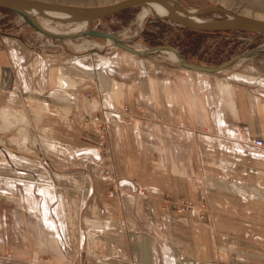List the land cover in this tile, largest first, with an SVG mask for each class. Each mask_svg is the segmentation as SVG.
Listing matches in <instances>:
<instances>
[{
    "label": "crops",
    "instance_id": "1",
    "mask_svg": "<svg viewBox=\"0 0 264 264\" xmlns=\"http://www.w3.org/2000/svg\"><path fill=\"white\" fill-rule=\"evenodd\" d=\"M137 57L0 42V264H264V66Z\"/></svg>",
    "mask_w": 264,
    "mask_h": 264
},
{
    "label": "rangeland",
    "instance_id": "2",
    "mask_svg": "<svg viewBox=\"0 0 264 264\" xmlns=\"http://www.w3.org/2000/svg\"><path fill=\"white\" fill-rule=\"evenodd\" d=\"M52 4L71 5L78 7H98L111 5L121 0H37ZM187 10H196L206 6H220L229 11L241 14L247 17L256 18L264 21V0H176ZM223 16L219 14H208L199 18V20H218ZM38 22L47 28L55 30L59 34L73 33L76 24H68L63 22H48L47 20L38 17ZM176 25L162 18H158L145 9H132L126 15L121 17H107L99 21L93 22L90 29L110 33L123 40L127 45L134 49L144 50L160 46H166L174 49L177 53L183 50L179 43H170L174 35L180 34L176 29ZM82 27L80 30H83ZM6 39V40H5ZM174 39V38H173ZM17 40L33 50H68L73 53H97L105 56H114L120 54H129L128 52L118 49L112 43L96 38H77L67 41H58L48 39L41 34L35 32L28 27L15 14L9 11H0V42ZM264 45V35H255L247 33L233 32L229 34H220L209 36L204 39L202 51L198 52L203 57L212 58L215 63L218 61H225L237 54L243 53L252 48ZM14 53V52H13ZM17 60L22 61V57L17 55ZM261 52L253 57L240 60L231 65L226 70L222 71L224 74L246 73L250 76H261ZM182 57V56H181ZM142 60L154 61L162 65L178 66L175 61L167 58L166 53H158L146 58L137 57ZM214 63V64H215ZM211 65V66H214ZM216 65V64H215ZM179 67V66H178ZM210 67V66H207ZM111 118V116H109ZM101 119L97 114H94L90 120L99 130L98 146L105 150L106 141V122L111 119ZM100 143L102 145H100ZM109 163L105 162L103 168L108 167ZM106 172L101 171L103 177ZM140 192V190H139ZM110 193V192H109ZM139 196H144L140 195ZM183 199V198H181ZM180 200V199H178ZM177 201V200H176ZM195 205L203 204V213L206 215L202 221H206L211 213L208 211L207 202L205 200L194 203ZM172 211L185 212L178 209L171 208ZM197 216V212H195Z\"/></svg>",
    "mask_w": 264,
    "mask_h": 264
},
{
    "label": "water",
    "instance_id": "3",
    "mask_svg": "<svg viewBox=\"0 0 264 264\" xmlns=\"http://www.w3.org/2000/svg\"><path fill=\"white\" fill-rule=\"evenodd\" d=\"M160 7L163 14L155 12ZM145 9L158 18L165 19L179 27L198 32L222 33L239 32L247 34L264 35V21L234 13L220 6H206L196 10H187L176 0H121L111 5L98 7H78L71 5L52 4L37 0H0V9L9 11L18 16L24 24L42 36L58 41H67L77 38L102 39L118 49L124 50L138 57H149L158 53L172 52L179 67L208 74L220 73L234 63L253 57L264 52V45L237 54L219 64L211 67L190 63L183 59L174 49L166 46L138 50L127 45L123 40L102 31L90 29L93 22L110 17L120 12L132 9ZM208 14L222 15L218 20H199ZM41 17L48 22H63L68 24H81L83 30L73 33L59 34L43 27L37 20Z\"/></svg>",
    "mask_w": 264,
    "mask_h": 264
},
{
    "label": "trees",
    "instance_id": "4",
    "mask_svg": "<svg viewBox=\"0 0 264 264\" xmlns=\"http://www.w3.org/2000/svg\"><path fill=\"white\" fill-rule=\"evenodd\" d=\"M0 11H6V10L0 9ZM130 11L131 10H126V11L120 12L112 16L121 17V16L126 15ZM175 27L180 32V34L174 35L173 37L174 39L172 38L170 40V43L171 44L179 43V45L183 47V50L180 52V55L182 56L183 59H185L186 61L190 63L202 65L206 67L207 66L211 67V65H213L215 61L212 58H209L207 56L203 57L202 54L198 53L199 51L200 53L202 51L201 49L203 46L204 39L209 36L233 33V32H222V33L198 32V31L189 30L183 27H179L177 25ZM255 35H259V34H255ZM221 62L222 61H218V63H215V64H219Z\"/></svg>",
    "mask_w": 264,
    "mask_h": 264
},
{
    "label": "built area",
    "instance_id": "5",
    "mask_svg": "<svg viewBox=\"0 0 264 264\" xmlns=\"http://www.w3.org/2000/svg\"><path fill=\"white\" fill-rule=\"evenodd\" d=\"M250 145L256 147V148H264V139L263 138H253L249 141ZM100 145H102L100 143ZM140 195H144V191L140 190L139 192ZM170 208L173 209H178L181 211H185V212H197V217L199 220H202L204 218V216H206L203 213V204H199V205H195L193 204L191 201L189 200H185V199H180V200H175L171 203Z\"/></svg>",
    "mask_w": 264,
    "mask_h": 264
},
{
    "label": "bare ground",
    "instance_id": "6",
    "mask_svg": "<svg viewBox=\"0 0 264 264\" xmlns=\"http://www.w3.org/2000/svg\"><path fill=\"white\" fill-rule=\"evenodd\" d=\"M155 12L158 14H163V10L160 7H155L154 8ZM83 27V25L81 24H77L76 27L74 28L73 31H78ZM47 30L54 32L55 30L51 29V28H47L45 27ZM166 56L168 59H170L171 61L175 60V55L172 52H165Z\"/></svg>",
    "mask_w": 264,
    "mask_h": 264
}]
</instances>
